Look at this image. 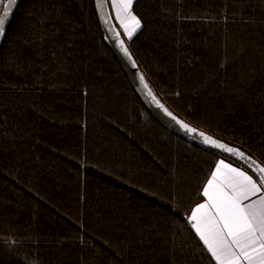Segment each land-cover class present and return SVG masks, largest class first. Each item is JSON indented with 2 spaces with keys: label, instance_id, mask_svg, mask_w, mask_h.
I'll return each instance as SVG.
<instances>
[{
  "label": "trees",
  "instance_id": "1",
  "mask_svg": "<svg viewBox=\"0 0 264 264\" xmlns=\"http://www.w3.org/2000/svg\"><path fill=\"white\" fill-rule=\"evenodd\" d=\"M132 11L156 98L264 163V0ZM220 159L241 166L149 113L94 0L21 1L0 49V264H215L187 216Z\"/></svg>",
  "mask_w": 264,
  "mask_h": 264
},
{
  "label": "snow or ice",
  "instance_id": "2",
  "mask_svg": "<svg viewBox=\"0 0 264 264\" xmlns=\"http://www.w3.org/2000/svg\"><path fill=\"white\" fill-rule=\"evenodd\" d=\"M17 2L0 0V37L6 35V26ZM110 4L122 31L113 27L107 0H96L100 19L122 55L137 67L126 40L121 38L132 40L142 27L141 20L132 11L134 0H110ZM139 83L151 102L175 121L186 135L199 138L203 145L241 162L240 167H235L224 159L216 161L200 192L203 201L198 202L187 216L189 226L210 261L215 264H264V163L179 120L159 102L142 74Z\"/></svg>",
  "mask_w": 264,
  "mask_h": 264
},
{
  "label": "water",
  "instance_id": "3",
  "mask_svg": "<svg viewBox=\"0 0 264 264\" xmlns=\"http://www.w3.org/2000/svg\"><path fill=\"white\" fill-rule=\"evenodd\" d=\"M22 0H18L17 2V5L16 7L14 8V11H13V14L11 16V19H10V22L7 24L6 26V32H7V29H8V26L9 24L11 23L12 21V18L14 16V14L16 13L18 7H19V4L21 3ZM94 5H95V9H96V13H97V17H98V21H99V24H100V27H101V31L103 33V38H104V41L105 43L108 45V47L111 49L112 53L114 54L115 58L117 59V61L119 62L124 74L126 75V77L128 78L129 82L131 83V85L133 86L134 90L136 91L138 97L141 99V101L143 102V104L145 105L146 109L149 111V113L158 121L160 122L164 127H166L167 129L173 131L174 133H176L177 135L185 138V139H188L192 142H195L196 144H199V145H202L204 147H207V148H210L208 146H205L203 145L199 138H191L189 135H186L184 133V131L182 129H180L179 125H177L175 123V121H173L169 116H167L164 111L160 108H158L154 103L151 102V99L150 97H147L146 94H145V91L142 90V86L140 85L139 83V75L141 74L138 66L137 67H133L132 64L122 55V53L119 51L118 47L115 45V42L109 37V33L108 31L106 30V27L105 25L102 23L101 19H100V15L97 11V6H96V0H94ZM109 15L111 16L110 14V11H109V8L107 9ZM112 17V16H111ZM112 24H113V27H115L117 30L118 28L116 27V24L114 22V20L112 19ZM6 36V35H5ZM5 36L3 37H0V49L2 47V44L4 42V38ZM122 38V37H121ZM126 46L128 47V44L126 43ZM136 63V62H135ZM160 102V100H159ZM161 104H163L162 102H160ZM164 105V104H163ZM165 106V105H164ZM168 109V108H167ZM169 110V109H168ZM170 111V110H169ZM172 112V111H170ZM173 115H175L179 120H182L184 121L183 119H181L180 117H178L176 114H174L172 112ZM186 122V121H184ZM187 123V122H186ZM189 124V123H188ZM190 126H192L191 124H189ZM194 127V126H192ZM196 128V127H195ZM198 129V128H197ZM199 131H202L200 129H198ZM205 132V131H203ZM206 133V132H205ZM208 134V133H207ZM210 135V134H208ZM212 136V135H211ZM214 137V136H213ZM216 138V137H214ZM217 140L221 141V142H224L218 138H216ZM226 143V142H224ZM228 144V143H226ZM229 146H232V147H235L237 149H239L238 147L236 146H233L231 144H228ZM210 149H213V148H210ZM213 150H216L228 157L229 154L227 153H223L221 152L220 150H217V149H213ZM241 150V149H239ZM243 151V150H241ZM244 152V151H243ZM245 153V152H244ZM248 155V154H247ZM250 156V155H248ZM251 158H253L252 156H250ZM232 158L233 160H236L237 162L241 163L240 161H238L235 157H230ZM254 159V158H253ZM256 160V159H255ZM257 161V160H256ZM250 170V169H248ZM251 171V170H250Z\"/></svg>",
  "mask_w": 264,
  "mask_h": 264
},
{
  "label": "crops",
  "instance_id": "4",
  "mask_svg": "<svg viewBox=\"0 0 264 264\" xmlns=\"http://www.w3.org/2000/svg\"><path fill=\"white\" fill-rule=\"evenodd\" d=\"M107 2H108V8H109L110 14H111L112 19L114 20V22H115V24H116V27L118 28L119 31H122V30L119 28L118 23H116V21H115L114 13L112 12V9H111L110 0H107ZM134 2H135V0H134ZM122 38L126 40V43L129 42V40H127L126 37H123V36H122ZM233 166L238 167V166H236V165H233Z\"/></svg>",
  "mask_w": 264,
  "mask_h": 264
}]
</instances>
